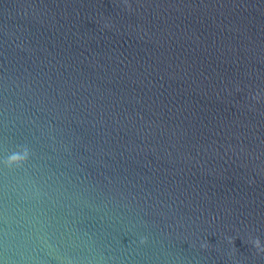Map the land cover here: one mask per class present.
Wrapping results in <instances>:
<instances>
[{
	"label": "water",
	"instance_id": "obj_1",
	"mask_svg": "<svg viewBox=\"0 0 264 264\" xmlns=\"http://www.w3.org/2000/svg\"><path fill=\"white\" fill-rule=\"evenodd\" d=\"M127 4L0 0V264H264V0Z\"/></svg>",
	"mask_w": 264,
	"mask_h": 264
},
{
	"label": "clouds",
	"instance_id": "obj_2",
	"mask_svg": "<svg viewBox=\"0 0 264 264\" xmlns=\"http://www.w3.org/2000/svg\"><path fill=\"white\" fill-rule=\"evenodd\" d=\"M126 6L130 9L131 6L127 4V0H125ZM261 93L257 91L253 96L252 99L259 102L261 100ZM31 150L28 146H20L18 149L14 152H12L10 155L7 156L6 159L3 160L2 165L4 168H7L9 170L13 168H19L22 167L24 164H26L30 158ZM227 242L231 245H234V239L232 237H227ZM148 238L147 237H141L139 240V243L141 245L147 243ZM250 243L252 246L257 250L258 253H264V243L260 240L259 237H256L254 239H251ZM210 245L207 240H205L202 244V248H208ZM233 251H235V248L233 247Z\"/></svg>",
	"mask_w": 264,
	"mask_h": 264
}]
</instances>
